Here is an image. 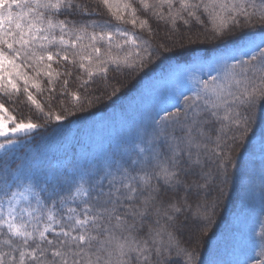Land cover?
<instances>
[{
  "label": "snow or ice",
  "instance_id": "obj_1",
  "mask_svg": "<svg viewBox=\"0 0 264 264\" xmlns=\"http://www.w3.org/2000/svg\"><path fill=\"white\" fill-rule=\"evenodd\" d=\"M101 8L110 19L94 18ZM253 20L264 30V0H0V96L63 121L64 98L82 108L81 90L110 71H143L173 51V37L243 39ZM197 84L130 142L52 171L10 167L18 134L43 125L0 100V264H201L185 232L197 221L207 234L230 169L245 153L256 164L257 138L264 173V38L232 49ZM43 93L61 111L45 112ZM257 255L236 264H264V248Z\"/></svg>",
  "mask_w": 264,
  "mask_h": 264
},
{
  "label": "trees",
  "instance_id": "obj_2",
  "mask_svg": "<svg viewBox=\"0 0 264 264\" xmlns=\"http://www.w3.org/2000/svg\"><path fill=\"white\" fill-rule=\"evenodd\" d=\"M99 11L100 16L94 18L110 19L103 8ZM112 23L116 22L112 21ZM252 23L255 27L246 28L242 34L243 39L234 36L230 39L211 40L206 39L203 34L199 36L189 34L195 41V43H189L188 36H185L183 40L179 36L173 37L167 41V44L173 47V51L162 52L158 58L153 57L154 62L143 71L125 70L120 73L110 71L107 80L97 78L89 87L87 94L81 90L84 97L82 108L73 107L71 97L64 98V107L70 110V114L63 121L46 122L43 114L27 103L23 96L13 97L12 100L0 96V100L5 103V107L12 112L17 120L32 119L43 125L30 136L21 138L14 157L9 158L10 167L15 168L16 165L23 164L25 170L39 168L52 171L56 166L83 165L85 159L99 160L109 145L115 147L118 144L130 142L153 116L159 118L164 115L166 110H174L172 105L181 98L180 94L176 100L169 103H158L157 99L153 98L147 101L146 94L149 92L147 89L152 88L154 81L166 77L176 65L219 57L248 40H256L264 36V30L261 29L260 23L257 20H253ZM123 27L131 28L130 25ZM162 36L163 32L157 37V40ZM53 66L58 67L56 64ZM207 72L208 70L202 73L199 79H206ZM77 84L78 81L73 79L69 89L76 90ZM43 86L47 87L46 80ZM57 87L59 88V85ZM197 87L196 83L183 93H189V89L194 90ZM116 88H119V91L113 95V90ZM37 99L44 104L45 112L49 110V104H51L52 110L61 111L60 102L48 100L47 93L37 94ZM116 114H118V118H113L112 115ZM259 116L260 108L258 106L256 110L257 122ZM120 125H123V128ZM257 139L253 141L254 145ZM247 156L248 153H245L238 159L236 169H230L233 176L232 181L225 188L224 197L219 201V206L216 209L217 214L213 218L212 224L208 226L207 234L202 235L201 223L197 221L191 222L189 226V228L191 226L194 228L193 236L189 233V229L185 232V238L191 247L195 248L199 245L201 264H206L212 247L217 244L216 241L222 240L226 235L227 223L239 204L240 182L242 181L240 173ZM216 196L217 192L213 190L210 199H215ZM259 203L261 217L264 219V187L261 189Z\"/></svg>",
  "mask_w": 264,
  "mask_h": 264
},
{
  "label": "rangeland",
  "instance_id": "obj_3",
  "mask_svg": "<svg viewBox=\"0 0 264 264\" xmlns=\"http://www.w3.org/2000/svg\"><path fill=\"white\" fill-rule=\"evenodd\" d=\"M264 38L261 36L255 41L257 43ZM231 53L205 59V61H195L193 63H182L173 67L166 77L154 81L152 88L146 94V100L157 99L158 103L172 102L189 87L195 85L202 73L208 70L209 65L219 67L223 59ZM153 91V92H150ZM118 118V114L112 115ZM120 118V117H119ZM113 121V120H112ZM121 121V120H120ZM119 121V122H120ZM114 125V122H112ZM124 125V124H123ZM123 125L120 127L123 128ZM121 128V129H122ZM31 133L18 134V143L22 137L30 136ZM255 146L256 164L249 163V154L243 162L241 169V191L240 200L230 221L227 223L226 235L217 240L209 253L206 264H236V261H246L248 258H259L258 253L264 248V239L260 233L264 229V219L260 213L261 189L264 187V173L259 166V142L257 139ZM193 226L189 228V233L193 236Z\"/></svg>",
  "mask_w": 264,
  "mask_h": 264
}]
</instances>
